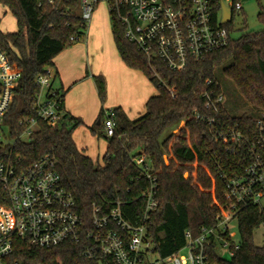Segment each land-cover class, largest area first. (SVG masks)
Here are the masks:
<instances>
[{
	"label": "trees",
	"instance_id": "16d2710c",
	"mask_svg": "<svg viewBox=\"0 0 264 264\" xmlns=\"http://www.w3.org/2000/svg\"><path fill=\"white\" fill-rule=\"evenodd\" d=\"M232 1L233 20L222 24L229 32V44L200 61H191L180 71L169 69L160 59L149 60L126 38L123 25L109 9L113 40L123 62L143 72L158 94L148 99L145 112L134 119L122 107L113 108L116 128L112 136L105 131L104 108L101 109L91 129L107 142L103 163H99L80 150L73 138L74 131L84 121L64 110L67 90L56 89L61 109V119L56 124L39 119L37 113L41 91L38 75L54 66L56 56L81 41L87 29L80 0H58L55 5L48 0H0L18 25L16 31L5 32L0 21V48L21 72L14 102L5 118L17 140L10 157L0 147V159H11L19 169L28 168L46 156L53 160L88 228L94 205L100 208V215H106L118 201L125 218L139 224L146 205L144 194L152 185L143 169H151L157 180L159 206L148 221L146 234L151 240L152 253L161 258L185 245L187 231L197 236L203 227H216L218 215L229 206L225 177L243 171L249 159L217 137L221 126L203 123L197 116H215L225 123V128L238 125L246 132L255 128L259 112L264 111V28L233 38L234 17L243 9H235V4L242 0ZM221 8L222 0H215L216 14ZM258 19L264 25V9L258 13ZM228 61L223 75L234 82L256 109L253 114L244 112L235 116L226 103L217 112L205 106L202 94L206 90L224 93L215 70ZM93 77L101 101L105 102V78ZM57 78L55 73L53 86ZM31 119L36 120L32 133L20 137L26 126L21 122ZM142 154L146 155V161L140 166L135 159ZM237 210L239 248L230 260L210 248L212 257L217 264H264V242L257 245L254 239L255 231L264 226V201L240 204ZM227 237L232 240L230 233ZM12 257L24 264H112L107 259H88L81 243L64 242L51 248H38L24 237H15Z\"/></svg>",
	"mask_w": 264,
	"mask_h": 264
},
{
	"label": "built area",
	"instance_id": "2783aa9c",
	"mask_svg": "<svg viewBox=\"0 0 264 264\" xmlns=\"http://www.w3.org/2000/svg\"><path fill=\"white\" fill-rule=\"evenodd\" d=\"M57 1L48 0L51 5ZM100 1L80 0L82 18L87 24ZM106 1L123 25L126 38L149 60L160 59L174 71L184 70L191 61L204 59L211 52L227 46L231 39L228 30L222 26L221 11L216 14L215 0ZM222 2L232 8V0ZM235 9L242 10V2H237ZM54 74L51 68H46L37 77L41 88L38 117L50 125L61 119L60 101L53 88ZM20 78L19 69L0 48V128L7 125L5 118L14 102ZM202 97L205 106L215 112L227 101L224 93L209 90ZM113 114V108L104 110V128L108 136L115 133ZM197 119L221 126L217 137L227 141L232 150L241 151L244 159H249L243 171L225 177V195L230 210L218 215L216 227H203L197 236L187 231L185 245L161 258L152 253L151 240L146 234L148 221L159 206L157 180L151 175V169H143L152 185L144 194L146 205L139 224H132L125 218L118 201L106 215H100V208L94 205L91 227L88 228L74 195L64 186L53 160L46 156L28 168L19 169L11 159H0V264H24L12 257L15 237H24L38 248H51L64 242L81 243L88 259H107L112 264H217L210 248L218 254L223 250L233 255L239 245L229 239L227 233L230 221L238 212L234 209L240 204L264 201V111L259 112L255 128L247 129L248 132L238 125L225 128V123L215 116L199 114ZM25 123L20 137L32 133L36 120L21 122ZM15 141L3 145L0 140V147L6 149V157L12 155L11 147ZM135 161L142 166L146 155H140ZM184 249L188 250L186 255L181 254Z\"/></svg>",
	"mask_w": 264,
	"mask_h": 264
},
{
	"label": "crops",
	"instance_id": "0c3cea01",
	"mask_svg": "<svg viewBox=\"0 0 264 264\" xmlns=\"http://www.w3.org/2000/svg\"><path fill=\"white\" fill-rule=\"evenodd\" d=\"M100 20V17L97 15V17L93 19L92 24L88 26V28L90 26L91 28H89L86 40L81 43H76L71 48L64 50L56 56L54 59V66L51 68L54 73H57L58 79L60 80V85L57 86L54 82L53 88L56 90L62 87L68 90L64 99V110L71 115L82 118L85 124L88 123L89 117L92 119L97 118L101 113L102 107L107 109L120 106L124 109L129 118H137L143 113L142 109L146 106L148 99L158 94L157 88L143 72L132 69L123 62L112 36L115 50L114 48L112 49V57L107 55L109 53L104 52L106 58H103V60L105 64H112L113 82L117 84L122 93L128 94L130 97H128L129 100H120L119 98L113 99L111 97V85L108 83L107 98L109 102H106V104H103L101 107V104L96 100L94 101V93L95 91L97 93V90L96 86L94 85L93 87L92 85V77L103 70L100 65H98V68H95L94 65L90 64V54L94 53L95 58L101 55L100 40L102 34ZM110 33L112 34L111 30ZM86 84L90 86L93 94L83 95L80 93V90ZM79 130L80 127L73 133V138L78 148L83 150L84 153L91 158L99 159L100 157L98 158L95 156L91 148L92 145H82V143L79 142L77 137ZM106 149L107 142L105 141L103 156Z\"/></svg>",
	"mask_w": 264,
	"mask_h": 264
},
{
	"label": "rangeland",
	"instance_id": "374dc122",
	"mask_svg": "<svg viewBox=\"0 0 264 264\" xmlns=\"http://www.w3.org/2000/svg\"><path fill=\"white\" fill-rule=\"evenodd\" d=\"M242 5H243V12L237 13L234 17L235 32H233V34H232L233 38H237V37L241 36V34L244 32H248V31L257 32V31H260L264 28V25L258 19V13L261 11V9H264V0H242ZM97 15L101 19L100 20L101 21V23H100L101 34H102V37L100 40V42H101V44H100L101 55L98 56L97 58H95L94 53L90 54V64L94 65L95 68H98V65L101 66L103 71L96 73L95 76L96 75H102L105 78L106 88H107L108 83L111 85V97L113 99L119 98L120 100L121 99L122 100H129L128 97H130V96L128 94L122 93L121 90L119 89V87L117 86V84L115 82H113L114 79L112 77V74H113L112 64L111 65L105 64L104 60H103V58L104 59L106 58L104 52L109 53L107 55L112 57V49L114 48V44L112 41V34L110 33V30H111L110 11H109L108 2L106 0H101L97 4V6L93 12L90 24H88V26L92 24L93 19L95 17H97ZM0 21H1V29L5 32H13V31H16L18 29L16 18L9 11V9L5 5H3L2 3H0ZM88 26H87V29H86L84 35L82 36L81 41H79V43L86 40L87 34L89 32V28H91V26L89 28H88ZM76 43H78V42H76ZM75 44H73L72 46H74ZM71 47H69V48H71ZM114 50H115V48H114ZM228 64H230V61H228L227 63H224L222 65H219L215 70L216 71V78L218 79L219 83L221 84L222 88L224 89V93H225L226 98H227L226 106L229 107L231 113L235 116L241 115L244 112H248L251 114L255 113L256 109L250 103L247 102V100L244 98L243 94L236 87L234 82L231 79H229L223 75L222 70ZM92 79L94 82V83L92 82V85L94 87V85L96 86V83H95L94 77H92ZM55 85H57V86L60 85V80L58 78L55 81ZM96 90H97V87H96ZM94 91H95V88H94ZM80 93L83 95L93 94L91 92V88L88 84H86L84 87H82V89L80 90ZM94 96H95L94 101L96 100L99 104H101V107L103 106V104H106V102H109L108 98H106L105 102L101 101L98 90H97V93L95 91ZM108 109H110V108H108ZM104 110H105V108H104ZM144 110H146V106H144V109H142L143 113L145 112ZM98 117H99V115H98ZM98 117L95 119H92L91 117H89L90 119H89L88 123L85 124V122H84V124L80 126V130L77 134V137L79 139V142L82 143V145L83 144L92 145L91 148H92L95 156L98 158L100 157L99 159L95 158L94 160L96 162L103 163L102 156L104 153V145H105L106 140L103 138H100L98 135H94L91 132V129L95 127V124L97 122ZM182 124H183V122L180 123L179 126H181ZM175 129H173L172 131H174ZM167 134H168V131L165 132L163 136H166ZM0 140H1V143L3 145H6L8 143H12L15 141V138L11 135V128L9 125H3L0 128ZM236 209L237 208H235L234 210H236ZM229 210H230V206H228V208L224 212H227ZM234 210H232L231 213H233ZM224 212H222V213H224ZM228 228H229V233L231 235L233 242L235 244L239 245L241 238H240V234H239V230H238V222L235 218L230 221ZM254 239H255V243L257 245L263 244V242H264V226H261L259 229H257L255 231V238ZM187 252H188V250L184 249V250H182L181 254L186 255ZM219 254L227 260L231 259V254L228 251L226 253L223 250H220Z\"/></svg>",
	"mask_w": 264,
	"mask_h": 264
},
{
	"label": "water",
	"instance_id": "95a60500",
	"mask_svg": "<svg viewBox=\"0 0 264 264\" xmlns=\"http://www.w3.org/2000/svg\"><path fill=\"white\" fill-rule=\"evenodd\" d=\"M233 20V10L231 7H229L225 2H222V8H221V23L226 24L230 23ZM101 121L98 120V124H100Z\"/></svg>",
	"mask_w": 264,
	"mask_h": 264
}]
</instances>
